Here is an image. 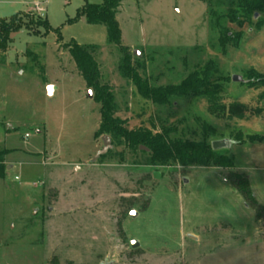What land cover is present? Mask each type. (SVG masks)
Returning a JSON list of instances; mask_svg holds the SVG:
<instances>
[{"label":"rangeland","instance_id":"1","mask_svg":"<svg viewBox=\"0 0 264 264\" xmlns=\"http://www.w3.org/2000/svg\"><path fill=\"white\" fill-rule=\"evenodd\" d=\"M86 2L103 0H0V19L40 14L51 27H23L0 52V153L10 151L0 177V264H264V219L230 180L246 176L264 205V25L231 23L223 0L213 10L203 0H122L118 8L121 45L149 85L179 84L213 61L207 85L219 88V103L248 107L241 119L220 117L203 98L158 105L142 97L122 74L123 53L106 26L75 18ZM222 28L242 31L237 47L222 50ZM71 41L99 46L101 83L128 129L232 140L222 153L233 168L150 167L113 139L93 160L103 147L100 104L66 48Z\"/></svg>","mask_w":264,"mask_h":264},{"label":"trees","instance_id":"2","mask_svg":"<svg viewBox=\"0 0 264 264\" xmlns=\"http://www.w3.org/2000/svg\"><path fill=\"white\" fill-rule=\"evenodd\" d=\"M209 10L221 0H203ZM225 15L231 23L242 27L244 24L255 22L259 29L264 25V18L255 21L256 13L264 15V0H223ZM122 0H103L101 4L86 2L78 11L76 19L83 18L89 23L103 24L107 29L109 44L120 47L123 53L120 70L136 86L139 94L145 99L158 105L171 104L172 100L186 97L206 99L208 110L216 116L228 118H243L248 107L240 102H232L229 105L219 103V88L207 85V77L214 67L210 61L200 72L190 74L179 84L154 87L139 75L132 61V55L121 45L122 33L116 19V14ZM69 21H72L71 19ZM38 25L44 27L47 32L51 29L48 19L38 14L29 17L26 13H18L9 19H0V52H6L12 37L23 27ZM243 37L242 31L232 32L222 28L219 36V44L225 52L228 47H237ZM97 45H80L71 41L66 45L77 69L83 77L85 84L94 92V100L100 104L99 134L110 136L111 139L124 144L127 148L140 152L146 156V164L150 167H164L179 164L182 166H221L233 168L232 160L228 159L222 150H214L204 141L185 139L178 135L177 128L163 127L159 131L146 127L128 129L124 120L117 117L116 103L111 89L101 83V72L94 57ZM257 84L264 85V78ZM238 135V134H236ZM257 140V139H255ZM254 141V139L252 140ZM141 147L147 148L141 149ZM227 150V149H225ZM10 151L0 153V177L6 176V168L3 165V156ZM231 184L241 193L247 207L254 211L257 220L264 219V205L260 204L249 179L237 172L230 175ZM147 207V204L144 208Z\"/></svg>","mask_w":264,"mask_h":264},{"label":"water","instance_id":"3","mask_svg":"<svg viewBox=\"0 0 264 264\" xmlns=\"http://www.w3.org/2000/svg\"><path fill=\"white\" fill-rule=\"evenodd\" d=\"M258 17H259V14L256 13L255 19H257ZM134 53L138 54L137 51H135ZM233 81H242V78H241V76L235 75V76H233ZM52 91H53V86L52 85L48 86V95L49 96L52 95ZM89 96L90 97L92 96L91 90L89 91ZM102 140H103V147H102L101 150H99L97 152V154H96V156L94 157L93 160H96L101 155L106 154L112 148V143H111L110 136L103 135ZM233 143L234 142L232 140H229V139H219V140L212 141L211 146H212V148L214 150H223V149H229L232 146ZM141 149L147 150V148H145V147H141ZM155 177L158 178L159 175L156 173ZM130 215L131 216H136L137 215V211L132 210L130 212ZM131 247L133 249H136V248L140 247V243L138 241H136V240H133V241H131ZM101 264H111V263H109L108 260L106 259L104 261V263H101Z\"/></svg>","mask_w":264,"mask_h":264}]
</instances>
